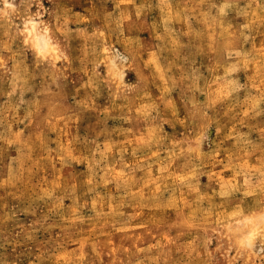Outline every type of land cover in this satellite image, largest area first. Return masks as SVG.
Listing matches in <instances>:
<instances>
[{"label": "rangeland", "instance_id": "rangeland-1", "mask_svg": "<svg viewBox=\"0 0 264 264\" xmlns=\"http://www.w3.org/2000/svg\"><path fill=\"white\" fill-rule=\"evenodd\" d=\"M0 264H264V0H0Z\"/></svg>", "mask_w": 264, "mask_h": 264}, {"label": "bare ground", "instance_id": "bare-ground-1", "mask_svg": "<svg viewBox=\"0 0 264 264\" xmlns=\"http://www.w3.org/2000/svg\"><path fill=\"white\" fill-rule=\"evenodd\" d=\"M37 44L42 49H45L47 47V43H46V41L42 37H38L37 38ZM248 235L250 237L252 235V233L250 232Z\"/></svg>", "mask_w": 264, "mask_h": 264}]
</instances>
